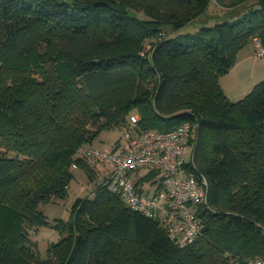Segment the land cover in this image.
I'll list each match as a JSON object with an SVG mask.
<instances>
[{"label":"trees","instance_id":"obj_1","mask_svg":"<svg viewBox=\"0 0 264 264\" xmlns=\"http://www.w3.org/2000/svg\"><path fill=\"white\" fill-rule=\"evenodd\" d=\"M212 0H0V207L10 234L0 264H245L264 258V80L241 100L220 78L257 40L264 0L237 16L172 36ZM235 5L245 0H228ZM224 5L226 0H214ZM168 28L170 34L163 30ZM149 42V50L146 49ZM193 127V159L208 183L200 237L176 247L160 225L126 208L105 180L77 198L48 260L30 238L47 226L39 206L68 196L80 157L103 131ZM11 154V156L9 155ZM40 260V261H39ZM53 261V262H52Z\"/></svg>","mask_w":264,"mask_h":264},{"label":"built area","instance_id":"obj_2","mask_svg":"<svg viewBox=\"0 0 264 264\" xmlns=\"http://www.w3.org/2000/svg\"><path fill=\"white\" fill-rule=\"evenodd\" d=\"M256 44L260 45L256 40ZM257 57L264 58L259 47ZM138 115L120 140L103 150L82 146L77 155L109 166L105 185L131 211L156 221L178 248L193 244L203 230L196 212L206 203L208 183L194 164L193 127L184 123L168 131L140 130ZM194 149V148H193ZM245 264H264V258Z\"/></svg>","mask_w":264,"mask_h":264},{"label":"rangeland","instance_id":"obj_3","mask_svg":"<svg viewBox=\"0 0 264 264\" xmlns=\"http://www.w3.org/2000/svg\"><path fill=\"white\" fill-rule=\"evenodd\" d=\"M255 2L256 0H245L243 4L237 2L233 5L232 1L226 0L224 5H220L212 0L206 13L195 19L191 24L180 28L172 36L194 34L203 26H213L216 23L229 20V17L237 16L243 10L244 6ZM163 31L167 34L171 32L168 28H165ZM255 41L237 55L238 61H242L246 57L243 59V63L241 62L235 65V62L234 68L232 67L226 75L220 78V85L227 98L232 102L241 100L249 93L254 85L264 80V58L257 57V51L261 46L256 44ZM149 47L150 44L148 42L146 49L149 50ZM132 115H137V113H132ZM193 135L195 136L194 131ZM120 138L121 132L118 130L103 131L94 140L92 147L103 150L113 145ZM192 151L193 147H189L185 155L186 161H188ZM5 152L6 150L0 143V154ZM9 155L11 156V154ZM91 162L94 167L98 166L101 169V171L98 170L95 183L92 184L89 182L84 170L75 169L73 172L74 179L69 185L67 198L63 200L57 199L52 203L39 206V210L45 216L48 225L40 228L35 234L31 233L30 238L37 243V251L35 254L41 261L48 260V245L56 243L60 239V236L52 229L54 223L56 221L68 222L70 219V207L75 199L90 196L93 192L94 185L106 179L105 175L110 167L102 166L93 160ZM10 223L9 214L5 209L0 207V243L4 241V237H7V234H10ZM24 264H40V262H33L29 257L24 256Z\"/></svg>","mask_w":264,"mask_h":264},{"label":"crops","instance_id":"obj_4","mask_svg":"<svg viewBox=\"0 0 264 264\" xmlns=\"http://www.w3.org/2000/svg\"><path fill=\"white\" fill-rule=\"evenodd\" d=\"M248 45H249V44H248ZM248 45H247V46H248ZM250 45H252V43H250ZM247 46H246V47H247ZM246 47H244V48H246ZM244 48H243V49H244ZM243 49H241V50L238 52V55L243 51ZM245 58H246V57H245ZM245 58H243V59H245ZM243 59H242V61H238V56H237V60H236V64H235V65H238V64L241 63V62L243 63ZM244 62H245V61H244ZM235 65H234V66H235ZM233 68H234V67H233ZM230 70H231V69H230ZM97 170L101 171V169H100L99 167H97Z\"/></svg>","mask_w":264,"mask_h":264}]
</instances>
